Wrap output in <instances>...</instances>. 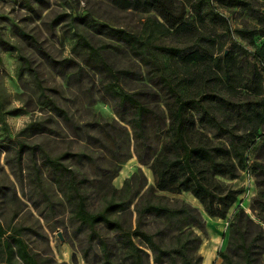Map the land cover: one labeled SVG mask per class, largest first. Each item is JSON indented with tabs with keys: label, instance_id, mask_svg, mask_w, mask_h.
<instances>
[{
	"label": "rangeland",
	"instance_id": "rangeland-1",
	"mask_svg": "<svg viewBox=\"0 0 264 264\" xmlns=\"http://www.w3.org/2000/svg\"><path fill=\"white\" fill-rule=\"evenodd\" d=\"M28 1L33 9L27 7ZM192 2L173 0V14L184 15L195 22L197 32L216 39V54L234 51L237 66L243 70V84L256 87L262 76V91L241 85L233 91L235 97L227 96L264 104V24L257 15L264 12V0H213L214 9L205 6L201 14L193 9ZM80 14L89 16L94 26L103 23L138 33L149 16L163 21L155 11L122 8L113 0H0V32L4 30L13 40L21 41L32 57L34 69L22 67L15 50L1 54L0 76L5 83L6 101L5 122L0 119V221L7 235L20 229L30 250L43 264H95L83 255L81 244L87 248L86 235L79 230L68 200L73 192L69 174L49 167L39 150L35 154L25 151L21 158L17 141L25 140L40 144L52 157L64 155L61 161L76 172L75 179L86 190L92 211L101 209L106 198L123 189L135 193L133 204L122 213L133 228L136 206L155 195L171 204L185 201L196 207L206 220L205 229L195 227L202 237L198 248L201 264L223 263L220 253L227 250L232 223L240 213L254 245L252 256L257 264H264V186L254 171L255 162L264 163L260 136L264 126L248 137L239 177H215L224 187L244 190L225 218L210 216L191 192L154 190L152 159L144 162L140 158V154L147 155L138 147L132 125L117 112L104 89L103 77L84 63V49L73 38L75 26L83 25L72 19ZM171 31L165 40L169 45L190 44L199 34L190 29ZM86 32L93 43L111 46L109 56L117 68L132 69L134 76L124 81L127 89H153L151 66L125 52L118 40L94 28ZM46 96L65 108L80 128L66 124L52 106L44 103ZM148 102L158 103L165 112L161 101ZM76 153H85L91 159H80L73 155ZM145 221L151 232L168 228L163 219L155 216H146ZM102 232L119 254L115 233L106 229ZM4 257L0 246V264H4ZM235 259L239 260L237 256Z\"/></svg>",
	"mask_w": 264,
	"mask_h": 264
},
{
	"label": "trees",
	"instance_id": "trees-1",
	"mask_svg": "<svg viewBox=\"0 0 264 264\" xmlns=\"http://www.w3.org/2000/svg\"><path fill=\"white\" fill-rule=\"evenodd\" d=\"M113 1L126 9L155 11L163 21L149 16L138 33L103 23L94 26L89 16L80 14L72 19L83 25L75 26L73 38L84 49V63L103 77L104 89L117 112L132 125L138 147L146 151V157L140 154L142 161L152 159L154 190L191 192L210 216L225 218L244 190L224 187L215 177H239L247 150L246 142L250 140L248 137L264 126V104L233 100L227 95L235 97L233 91L241 85L262 91V76L256 87L243 84V70L237 66L235 52L216 54V39L197 32L195 22L184 15L173 14V0ZM248 5L253 10L251 4ZM205 6L214 9L213 0L192 2L198 14ZM27 7L32 8V3L28 1ZM215 14L218 15L216 11ZM257 15L264 24V12ZM89 27L118 40L125 52L151 66L154 72L153 89L149 92L127 89L124 81L134 76V72L129 68H117L109 56L112 54L111 46L93 43L86 32ZM183 29L195 30L199 34L187 45L165 43L172 34L171 30L177 33ZM10 50L18 53L22 67L34 72L32 57L25 52L21 41L13 40L3 30L0 32V64L3 62L1 54ZM148 99L161 101L165 112L158 103L151 104ZM5 101L6 88L0 76V119L4 122ZM43 101L52 106L66 124L80 128L54 98L46 96ZM260 136L264 148V134ZM17 143L21 158L25 151L35 154L39 150L49 167L69 174L68 184L73 192L68 200L73 217L79 222V230L86 235L84 242L87 248L81 244L83 255L93 263L201 264L198 248L202 237L195 227L205 229L206 220L196 207L185 201L171 204L164 201L163 196L155 195L136 206L137 222L133 228L126 223L122 213L133 204L135 193L123 189L106 198L101 209L92 211L88 206L86 190L75 179L76 172L61 161L64 155L52 157L40 144L32 145L25 140H18ZM73 155L91 159L85 153ZM254 171L259 184L264 186V163L255 162ZM146 216L163 219L168 228L160 233L147 230ZM102 229L115 233L119 254L115 253ZM248 232L239 213L232 223L229 246L220 253L222 264H257V259L252 256L254 245ZM7 233L0 221L4 264H43L30 250L20 229L9 235ZM236 256L239 260L235 259Z\"/></svg>",
	"mask_w": 264,
	"mask_h": 264
}]
</instances>
